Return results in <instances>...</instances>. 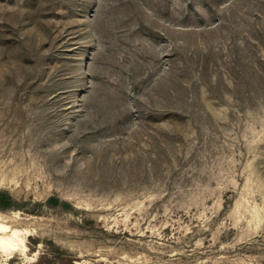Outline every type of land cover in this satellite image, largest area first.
Returning a JSON list of instances; mask_svg holds the SVG:
<instances>
[{"label":"rangeland","instance_id":"rangeland-1","mask_svg":"<svg viewBox=\"0 0 264 264\" xmlns=\"http://www.w3.org/2000/svg\"><path fill=\"white\" fill-rule=\"evenodd\" d=\"M0 190V264H264V0H0Z\"/></svg>","mask_w":264,"mask_h":264},{"label":"trees","instance_id":"trees-1","mask_svg":"<svg viewBox=\"0 0 264 264\" xmlns=\"http://www.w3.org/2000/svg\"><path fill=\"white\" fill-rule=\"evenodd\" d=\"M40 206H48L52 208H62L63 210H73L74 207L67 201H62L58 197L51 196L44 203H40ZM19 207V204L13 199V197L7 192L0 190V209L8 210Z\"/></svg>","mask_w":264,"mask_h":264},{"label":"bare ground","instance_id":"bare-ground-1","mask_svg":"<svg viewBox=\"0 0 264 264\" xmlns=\"http://www.w3.org/2000/svg\"><path fill=\"white\" fill-rule=\"evenodd\" d=\"M5 230V226H3L2 224H0V231H4ZM9 239V238H8ZM8 239H6V238H3V237H0V244L3 246V247H5V248H7V247H11V242L8 240Z\"/></svg>","mask_w":264,"mask_h":264}]
</instances>
